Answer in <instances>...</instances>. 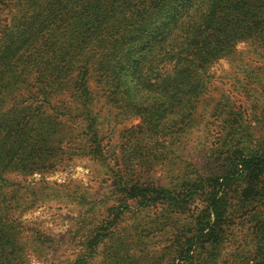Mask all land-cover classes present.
I'll return each mask as SVG.
<instances>
[{
    "label": "trees",
    "instance_id": "trees-1",
    "mask_svg": "<svg viewBox=\"0 0 264 264\" xmlns=\"http://www.w3.org/2000/svg\"><path fill=\"white\" fill-rule=\"evenodd\" d=\"M240 43L264 55V0H0V264H20L30 224L20 219L23 211L60 195L45 181L11 182L9 173L42 172L65 155L106 159L91 78L108 102L145 126L173 115L185 119L207 93V69ZM223 111L225 121L240 116L231 107ZM242 124L220 134L214 171L157 185L123 153L126 159L108 169L113 187L105 195L63 196L89 204L86 210L116 199L115 217L147 209L153 221L170 220L186 237L167 264H221L216 253L233 216L256 209L248 221L252 253L234 264H264V133ZM111 225L83 234V255L96 251L89 243L98 236L112 234ZM130 260L143 264L129 254L121 264Z\"/></svg>",
    "mask_w": 264,
    "mask_h": 264
},
{
    "label": "rangeland",
    "instance_id": "rangeland-1",
    "mask_svg": "<svg viewBox=\"0 0 264 264\" xmlns=\"http://www.w3.org/2000/svg\"><path fill=\"white\" fill-rule=\"evenodd\" d=\"M207 72L211 75L207 93L187 118L168 116L150 126L140 123V116L130 115L128 108L108 102L98 84L92 78L89 80L96 96L95 108L100 110L98 134L102 137L106 159L99 163L86 156L65 155L59 165L45 171L22 176L8 174L11 182L37 186L38 182L45 181L60 193L57 197H42L23 211L20 219L30 224L26 225L29 230L24 232L28 240L21 250L20 264H72L76 259H81L76 264H112L114 261L121 264L127 254L140 258L143 264H167L172 258L170 251L173 255L186 237L170 220L153 221V213L147 209L134 214L125 211L115 217L116 199L97 201L91 210H86L89 204L81 205L63 195L84 192L92 199L100 193L105 195L113 187V176L108 169L115 167L116 161L126 159L123 153L131 155V161L137 163L133 168L136 173L151 177L149 182L167 185L169 180L195 170L203 174L214 171L216 147L227 126L237 131L243 123L249 130L264 133V55L240 43L232 54L212 64ZM141 95L143 93L139 92L135 98ZM225 105L240 116L225 121L224 111L219 114L221 110H228ZM125 115L128 117L122 118ZM11 188L4 187V190ZM128 203L134 205L132 200ZM253 212L233 216L234 226L231 224L225 236L227 243L216 253L219 263L234 264L237 259L251 255L253 229L248 227L252 225L248 221ZM106 221L112 222L109 228L105 227L113 229L112 234L98 236L99 241L89 243L97 245L96 251L83 255L85 246L79 242L83 234L94 235L97 230L98 234L102 233L100 228ZM123 242L130 243V248L120 247ZM139 247L143 249L141 252L137 250ZM130 264L136 263L130 260Z\"/></svg>",
    "mask_w": 264,
    "mask_h": 264
}]
</instances>
